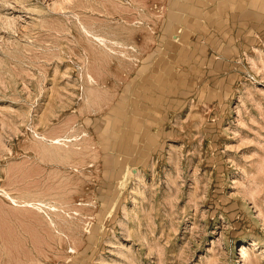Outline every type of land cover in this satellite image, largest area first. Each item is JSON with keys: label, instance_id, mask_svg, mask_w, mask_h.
Listing matches in <instances>:
<instances>
[{"label": "rangeland", "instance_id": "1", "mask_svg": "<svg viewBox=\"0 0 264 264\" xmlns=\"http://www.w3.org/2000/svg\"><path fill=\"white\" fill-rule=\"evenodd\" d=\"M0 264H264V0H0Z\"/></svg>", "mask_w": 264, "mask_h": 264}, {"label": "bare ground", "instance_id": "2", "mask_svg": "<svg viewBox=\"0 0 264 264\" xmlns=\"http://www.w3.org/2000/svg\"><path fill=\"white\" fill-rule=\"evenodd\" d=\"M149 37H151V36H149ZM143 42H144V40H143ZM146 42H147V40H146ZM145 42V43H146ZM150 44H151V41H150ZM146 46H147V43H146ZM149 46V45H148ZM144 47V46H143ZM142 48V47H141ZM142 50H145V48L143 49L142 48ZM88 79H89V81H93V78L89 75L88 76ZM89 110H91V111H97V108L96 107H94L93 105H90V107L88 108ZM101 109V108H100ZM29 201V200H28ZM24 203H26V204H28V205H33V203L30 201V202H24Z\"/></svg>", "mask_w": 264, "mask_h": 264}]
</instances>
